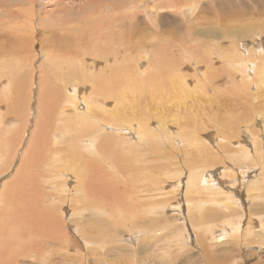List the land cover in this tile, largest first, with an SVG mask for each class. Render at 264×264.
<instances>
[{"label":"rangeland","instance_id":"rangeland-1","mask_svg":"<svg viewBox=\"0 0 264 264\" xmlns=\"http://www.w3.org/2000/svg\"><path fill=\"white\" fill-rule=\"evenodd\" d=\"M154 1L156 5L153 4ZM167 1L0 0V243L15 248L19 252L28 249L34 252L25 251L26 256L18 261L19 264H264V136L261 135V122L256 117V114L264 116L261 113L264 97L258 98L264 92V73L250 64L251 60L264 58L263 55L258 56L255 53L257 51L259 54L260 49L264 47V27L251 30L253 27L248 26L243 32H223L218 38H214L210 35L212 26L205 23L206 18H216L219 23L228 24L231 27H241L253 20L256 23H264V0H169L170 7ZM106 4H114V7H117L114 13L106 12V19H109L110 15L116 18L117 14L118 16L136 15L135 18H131L130 24L141 26L138 29L140 37H135L143 39V42L139 39L140 43L135 41V44H142L140 49L111 50L117 60L111 59L106 64L100 63L95 59V52L101 50L102 45L99 42H91L87 37L83 43L77 44L81 56L79 61L65 60L62 62L60 58H57L53 64L54 57L47 58L49 57L48 48L53 51L54 45L57 46L58 41L62 42L64 37L75 40V35L71 32L84 28L87 30L86 22L91 23L97 18L102 20L99 8H103ZM193 8L196 9L195 12ZM89 9L94 11L90 20L83 18L84 12ZM31 13L34 17L27 18ZM28 19H34L40 27H37L33 35L29 30L34 32V28H30L31 23L27 21ZM15 28L22 30L24 28L25 32L28 31L24 34L28 35L29 40L26 42L21 32ZM118 29L127 33L122 28ZM33 38L37 41H35L36 45L31 47ZM149 39L152 41L150 42ZM145 40L148 42L144 43ZM214 47L223 52L222 58L211 52L215 50ZM187 53L194 58L196 54L202 59L211 56L214 61L222 64L224 60L236 62V69L232 73L236 79L228 82L223 72L209 87L197 88L200 85L193 81L194 70L189 67L190 61ZM157 60L161 62L163 70L171 77L179 79L178 74L180 73L186 76L187 85L183 87L189 92H198V95L203 96L201 110L204 113H209V106H213L212 109L216 107V112L232 120V128L210 125L207 134H213L214 141L219 140L220 135H229L231 151L235 154H230L229 158L235 156L236 164L242 167L220 169V164L212 165V162L207 161L208 164L204 165V169H195L196 171L184 169L181 156H176V153L172 151L173 142L168 135L169 131L172 134L176 130L163 127L162 124L158 129L156 128L157 122L169 124L179 122L180 115L175 111L163 117L149 116L148 118V128L153 130L152 133L159 134V137L155 138L158 142L153 138L148 146L154 142L163 146V142H166L170 144V147L164 154L172 157L174 153L173 162L165 158L161 159L162 154L161 158L155 161V165H160L161 162L169 167V169H161L162 172L151 169L150 163L141 162L143 159L149 160L150 156L159 154L146 155L144 137L138 136L141 126L139 121L128 119L129 125L123 132L104 128L105 125L113 128L115 125L100 119L99 110H104L103 117L106 118L108 109L115 106L113 101L100 106L92 121L85 117L80 123L81 129L85 122L89 124V127L78 133L74 132L78 125L71 126L70 132L67 133L65 131L68 127L60 122L62 118L70 115L66 114L67 111L72 113L76 109L72 108L69 103L65 104L66 113L60 116L49 115L46 118H39L42 104H45V96L47 99L51 98L57 85L64 92L63 99L69 102L73 98L74 106L78 107L79 100H75L73 86L83 89V93L90 95L96 82L93 80L98 78L99 73L106 71L108 67L118 66L124 69L123 73L136 77L138 86L141 87L143 81L140 67L148 65L149 70L146 72L148 76L149 72L152 73L155 70ZM241 63H249L250 67L238 69L237 64ZM222 64L209 68V72L217 71ZM69 66L84 70L86 78L83 80L80 76L68 72ZM180 66L183 69L178 72L177 69ZM248 79L252 80L251 88H248L250 87L247 84ZM180 82L182 83V80ZM174 83H177V80ZM48 87L52 89L49 88L50 90L46 93ZM107 88L109 89V86ZM246 93L252 94L253 98L246 100L244 98ZM237 97L241 98L242 104L232 107ZM218 98L221 100L218 104L215 105L209 101L207 105L208 99L218 101ZM183 100L186 106L192 105L190 98L183 97ZM247 107L254 111L247 117H242V114L248 111ZM70 117L74 121H79L73 114ZM41 118L53 124L50 128L49 139L58 143L69 140L75 146L87 147L90 139L93 138L99 143L101 137L112 134V144L108 147L109 152L99 149L98 154H93L92 159L103 165V169H97L94 172L96 176L94 179H98L102 173H105L106 182L103 189L113 200V204L112 201L108 204L103 202V207L109 208L103 210L105 212H99L95 216L96 213L95 215L91 213L94 209L88 208L82 200L80 206L83 212L72 211L67 202L69 198L75 199V196L79 194L74 190L78 187L77 182L74 179L70 181L64 175H57L56 166L52 167L55 169H47L46 172L44 170L42 176L38 173V169L32 167L31 160L26 162L25 158L35 136L43 134L46 130V128H38ZM239 118L241 120H238ZM246 126H250L253 136H258V138L255 147L257 156L254 155L252 147H249L252 157L250 155L245 164L238 161L240 159L238 150L241 146L247 147V142L243 145V140L247 141ZM148 128L147 130L150 131ZM256 129L260 131V135L256 134ZM188 130L193 132L197 131V128L191 127ZM207 136L205 140L210 141ZM182 141L177 139L175 148L188 150L189 147L185 146ZM194 141H197L198 145H205L207 149L205 155L208 159L213 160L217 158L216 155L218 158H225L221 151L217 150L220 148L218 144L201 141L197 138V134ZM178 153L182 155L185 151L179 150ZM114 156L115 159H113ZM226 161L230 162L228 159ZM112 162H116V166ZM23 166H28L29 170L24 172L33 179V181L30 179L31 186L27 185L28 188L43 184L47 191L53 189L52 197L42 202L41 206L43 210L53 209L54 202L58 198L55 203V207L58 205V208L55 211L58 212L61 209V212H58V216H62L59 220L62 222L61 227L53 225V230L50 232L45 229L47 228L46 223L56 216L54 212L53 215H45L44 222L31 228L27 233L18 232L29 226L25 217L21 218L16 215L18 205H21L20 210L23 208L24 191L21 188H9V186L16 184L18 176L24 169ZM196 174L199 176L202 191L204 188L205 191L201 197L199 196L200 200L196 199L188 204L185 190L188 188L189 179ZM91 176L92 174L88 175L90 184L96 185ZM41 179L42 181H39ZM101 183L102 181L99 180V185ZM92 193L89 189L88 193L81 197L85 198ZM219 198L221 201H218ZM161 200L167 202L160 203ZM178 200L180 203L177 205ZM216 200L218 204L215 203ZM64 206L66 210L63 209ZM188 206L193 208L189 209ZM113 211L116 215L110 216ZM138 211L143 215L140 222H136ZM3 212L5 214L2 216ZM188 214L193 218L196 215L200 218L202 214H212L215 217L208 219L209 221L202 220L201 224L194 225ZM221 217L223 220L220 219ZM102 219H106L101 223L103 227H108L106 231L109 229L115 231L116 234L113 236L119 239L120 248L110 249L108 246L106 256L102 259L97 256L94 248H89L85 252L86 259H84L82 252L86 243L82 237L81 228L89 227L93 232V227L98 228L97 222ZM14 223L16 229L12 228ZM62 230L65 232L64 240L56 244L58 234ZM144 231L150 232L156 242L145 240ZM20 235L23 237L19 238ZM97 237L102 243L109 236L99 232ZM89 240L96 242V236H90ZM39 241L42 243L40 244ZM35 251L39 254L35 255ZM4 252L0 255V261L9 262L12 252Z\"/></svg>","mask_w":264,"mask_h":264},{"label":"bare ground","instance_id":"bare-ground-1","mask_svg":"<svg viewBox=\"0 0 264 264\" xmlns=\"http://www.w3.org/2000/svg\"><path fill=\"white\" fill-rule=\"evenodd\" d=\"M97 1H99V0H97ZM168 3L170 4L168 7H170L171 2H168ZM153 4L156 5L157 4L156 1H154ZM155 5H153V6H155ZM172 5H173V3H172ZM192 5H193V3H192ZM103 6H104L103 8H101V7L99 8V15L101 16L100 18H102L103 21L101 19L98 20V18H97L96 20H92L91 23L86 22V24L88 25V27L86 28L87 30H84L85 29L84 28L83 30L78 29V30H74L71 32V34L75 35V40L74 39H68L67 37H64V40L62 41L63 43L58 41V45L57 46L54 45L53 51H51L50 48H48L47 55L49 57H47V58L50 59L51 56H53L54 59L51 58L53 61V64H55V60L57 58H60L62 62L65 60H71V61L73 60L76 62L79 61L81 59V56H80L77 44L83 43V41L87 37L90 39L91 42H99L102 45V49L95 52V59L97 61H99L100 63L106 64L111 59L117 60L116 56L114 55V53L111 52V50L114 51V50H122V49H129V50L140 49V46L142 44H139L140 43L139 39H141V38L136 39L135 37H137V36L140 37V35L138 34V32H139L138 29L141 26H138V24H136L135 26L130 24L131 18H135L136 15L133 16V15L122 14V15L118 16V14H117L116 18L113 15H110L109 19L108 18L106 19V15H107L106 12L111 11L114 13L115 12L114 9H116L117 7L115 6L116 7L115 8L114 4H108V5L106 4ZM193 9H194L193 12H195L196 9L195 8H193ZM116 11L120 12L121 10H116ZM93 12L94 11L92 9H89L87 12L85 11L83 18L90 20V17L92 16ZM259 15H261V14H259ZM33 17H34V15L31 13L27 18H33ZM77 19H78V17H77ZM77 19H68V20H77ZM79 20H80V17H79ZM137 20H139V19L137 18ZM27 21H29L31 23L30 28H32V27L34 28V32L29 30L30 33L33 35L34 33H36L37 27L38 28H40V27L38 26V23H36V21L34 19H28ZM205 23L207 25L212 26L210 35H211V37H214V38H218L221 35V33H223V32H233V33L243 32L245 30V28H247L248 26L253 27V28H251V30L254 28H257V27H261V28L264 27L263 22L262 23H256V22H254V20L251 23H245V25H243L241 27H231L228 24H221L217 21L216 18H206ZM49 28L51 29V27H49ZM118 28H122V29L126 30L127 33H123L121 31H119ZM15 29H17L21 32V35L23 36V39H25V41L29 40L28 35H25L26 33H28V31L25 32L24 28H23V30L21 28H15ZM254 34H256V33H254ZM134 39H136V40H134ZM141 40L143 42V39H141ZM35 41H37L36 38H33L31 41L32 44L30 45L31 47L36 45ZM135 41H138L139 43L135 44ZM146 41L147 40H145L144 43ZM151 41L152 40H150V42ZM148 44H150V43H148ZM143 45H145V44H143ZM149 46H151V45H149ZM214 48H215V50H211V52L217 54V56L222 58L223 52L218 50L216 47H214ZM259 52L260 53L257 54L258 52L256 51L255 52L256 55H258V56L263 55L264 56V47H262ZM156 53H157V51H156ZM187 56L189 57L188 59L190 61L189 67L194 70L193 81L200 85V86H197V88L202 89L204 87H209L210 84L212 82H214L216 80V78L220 74H222L223 72H225L226 80L228 82H232L233 79L234 80L236 79V77H234L232 74L233 71L236 69V66H235L236 62H234V61L224 60L223 61L224 64H222V63H218V62L214 61V58L211 56L206 57V59H202L197 54L195 56L196 58H194L192 55H190L188 53H187ZM214 57L216 58V56H214ZM49 62H50V60H49ZM216 64H222V66L217 71H215L213 73L209 72V68L215 67ZM250 64H252L253 67L258 68L259 70L263 71V73H264V58L251 60ZM250 64L249 63H241V64H237V67H238V69H241L243 67H250ZM182 69H183V67L180 66V67H178L177 71L180 72ZM67 70H68V72L72 73L73 75L80 76V78L83 80H84V78H86V75L84 74L85 72L82 69H77V68H73L72 66H69ZM148 70H149L148 65L140 67V73L142 75L141 78H142L143 84L141 87H139L137 78L132 76V75L123 73V71H124L123 68L120 69L118 66L108 67L106 71H102L99 73V76L96 80L92 79L93 81H96V82L94 83L93 90L90 93V95H89V93H86V92L83 93L84 92L83 89H80L77 86L72 87L74 90L73 95L75 97V100L76 101L79 100V102L77 103L78 107L74 106L73 98L69 102H67L63 99L64 92H62L61 87L59 85H57L58 90L56 88H54L53 91L55 93H53L51 91L52 92L51 98L47 99V97L45 96V104H42L41 111L39 112V118L40 117L46 118L49 115L50 116H60L63 113H66V110H64L66 108L65 104L69 103L72 108H76V109L74 111H72V113H68V111H67L66 114L75 115V117L77 119H79V121H74L70 117V115H68V116H65L64 118H62L60 120V122H62L63 125H66L68 127V130L65 131L67 133L70 132L71 126L78 125V128H76L74 130L75 133H78L80 130H82L86 127H89V124L85 122L84 126L81 129L80 123L83 119H85V117H88L90 119V121H92V118L96 115L100 106H104L105 104L113 101L115 106L112 109H108V115L106 116V118L103 117L104 110L103 109L99 110V114L101 116L100 119L106 121L107 123H111V124L115 125L114 128L111 126H108V125H105L104 128L105 129H113L115 131L123 132L125 130V127H128V125H129L128 119L131 118L134 121H139L141 126H140V129L138 130V132H139L138 136L142 135V137H144V142H145L146 150H147L146 155H151L153 153L159 154V155L150 156L149 160L147 158L143 159L141 162L144 164L150 163L151 169H154L157 172H162L161 169H169V167L166 166V164H164V163L161 164V162L159 163L160 165H155V161L157 159H159V157L161 158L160 155L162 154L163 158H161V159L165 158V159L173 162L172 158L174 156V153L172 152L173 153L172 157H171V155L167 156L166 154H164L167 152V148L170 147V144H168L166 142H163V146H161L160 143L157 144L155 142L152 143L151 146H148L150 144L151 139L153 140V138H154V141H157L155 138L159 137V134L152 133L153 130L148 128V126H147L148 118H149V116L163 117L164 115H168V114L175 111V113L180 115L179 122L170 123V124L166 123V122H157L156 128L158 129V127H160V125L162 124L163 127H168L169 129L176 130V132H174L172 134L170 131L168 132V135L170 136V140L173 142V144L171 146V148L173 150L172 149L171 150L176 153V156H178V157L181 156L182 164H183V165L182 164L181 165L184 166V169H189V171L190 170L194 171L195 169H204L205 168L204 165L206 166L208 164L207 161L212 162V165L220 164V169L222 168V169L227 170L228 168L229 169H235L236 167H242V165L236 164L235 161H237V160H236L235 156L229 158L230 154L235 155L234 152L231 151V146H230L231 137L229 135H225V136L220 135L219 140L216 139L214 141L215 136L213 134H210V135L207 134V129H209L210 125H217L220 127L232 128L233 127L232 120L230 118L220 114L219 112H216L217 109H216V107H215V109H212L213 106L212 107L209 106V108H208L209 113H204L201 110V103L203 102V96L198 95L199 94L198 92H189V91L185 90L184 87L187 85V79H186V76L182 75L181 73L178 74L179 79H177L176 77H171L169 74H167L163 70V68L161 66V62L159 60L156 61L155 70L152 73L149 72L148 76H146V72ZM247 70H248V68H247ZM251 73H252V71H251ZM246 76L249 77V75H246ZM68 78H70V77H68ZM176 80H177V83H174V81H176ZM180 80H182V83L180 82ZM247 84L250 85V87H248V88H251L252 87V85H251L252 80L248 79ZM263 84H264V82H263ZM108 86H109V89L107 88ZM49 88L52 89V87H48L46 90V93L50 90ZM106 92H108L107 95H106ZM183 97L190 98L192 100V105L190 107L186 106V103L183 100ZM261 97H264V92L261 93V96H258V98H261ZM244 98L246 100H251L253 98V95L250 93H246L244 95ZM209 101L213 102V104L216 105V103L218 104L221 100L219 98H218V101H217V99H216V101H213L212 99H208L207 105H208ZM241 104H242L241 98L237 97V100L235 101V104H232V107L233 106H239ZM247 109H248V111L245 114H242V117H247L250 113H252L254 111V109H252L250 107H247ZM261 113L264 114V105L261 106ZM171 117H173V114H171ZM256 117L259 119V122H261V126H260L261 135L264 136V116L261 114H256ZM42 118H41V121L39 122L40 125L38 126V128L39 129H45L46 128V130H45V132H43L44 135L41 134V135L35 136L33 143L30 147L29 153L27 154V156L25 158L26 162H30V160H31L33 162L32 167L34 169H38V173H40L42 176H43L44 170L46 172L47 169L52 170V169H55L52 167L56 166V170L58 171V172H56L57 175H59V174L64 175L68 179H70V181H71V179H74L77 182L78 187L74 190L77 194L78 193L79 194L77 196H75V199L69 198L68 199L69 201L67 202V204H69L70 207L72 208V211L75 210V212H79V211L83 212V210L80 206V203L82 200L88 208L94 209L91 213H93L94 215L96 213L95 216H97V213H99V212H105L103 210L109 209V208L103 207V202L108 204L110 201H112V204H113V200H112V198H110V195L108 194V192L103 189L105 186V182H106L105 173H102L98 179H94V178H96L94 172L97 169H103V165L100 164L99 162H97V163L94 162L92 159H93V154L97 155L99 152V149H101L102 151L107 150L109 152L108 147H109V145L112 144V134L105 135V136L101 137V140L99 141V143L97 142V140H95L93 138L90 139L87 147L75 146L69 140H65L61 143H58L57 141H51L49 139L50 128L52 127L53 124L47 123ZM238 120H241V118H239ZM45 122H46V125H45ZM255 126H257V125H255ZM191 127H196L197 131L190 132L188 130V128H191ZM246 127H247V129L245 132H246V136H247V141L244 139L243 145H244V142H247V147L240 145L241 147L238 150V152L240 153V159H238V161H242L245 164L249 160L250 155H251L250 151H249V147H252V150L254 151V155L257 156V151H256L255 147H256V140L258 138V136H255V137L253 136V134H252L253 130L250 126H246ZM147 128L150 131H148ZM131 132H133V131H131ZM259 132L260 131L256 129L257 135H260ZM57 134H59V133L57 132ZM196 134H197V138L201 141L211 142V143L213 142L214 145L218 144L220 148L217 150L221 151V154L225 158H221V157L218 158V156L216 155L217 158H215L213 160L208 159L207 156L205 155V152L207 151L205 145L204 144L198 145L197 141H194V137ZM205 136H207V138L210 139V141L205 140ZM243 138H245V136ZM177 139L183 140L182 143L185 146L189 147V149L188 150L185 148L176 149L175 143L177 142ZM74 140H76V139H74ZM179 150H184L185 153L180 155L178 153ZM219 151H218V153H219ZM251 157H252V155H251ZM113 159H115V156L113 157ZM226 159H228L230 162L226 161ZM112 164H114L116 166V162L115 163L112 162ZM185 165H187V167H185ZM60 166H61V168H60ZM199 166H201V167H199ZM27 167L28 166H23L24 169H23L22 173H20V176H18L19 178H18L16 184L9 186V188H21L22 191H24L23 192L24 204L22 206L23 208H22V210H20L19 207L21 205H18L16 215L18 217L20 216L21 218L25 217V219L28 221L29 226H27L26 229H23V230L20 229L18 232L19 233L20 232L27 233L31 228H35L38 224H40L41 222H44L43 217L45 215H53L54 212H55L56 216L52 218V221H49L46 223L47 228H45V229L47 230V232H50L51 230H53V225L61 227L62 222H60L59 220L62 218V216H60V215L58 216V212L61 209L58 212L55 211V209L58 208V205H57V207H55V203H56L58 198L54 202L53 209L43 210V208L41 206L42 202H44V201H46L52 197L53 189H50L51 191H47L45 189V185H43V184L42 185L36 184L32 188H28L27 185H29L31 180L33 181V179H31V176L29 174L24 172L25 170H29ZM206 168H208V167H206ZM214 168H215V166H214ZM41 169H43V170H41ZM199 171H201V170H199ZM222 172L223 171H221V173ZM191 173H195V172H191ZM89 174H92L91 177H92V179H94V182L96 185L90 184L89 179H88ZM258 177H259V175H258ZM43 178H45V176ZM99 180L102 181V183L100 185H99ZM189 180L190 181L188 182V188H187V190H185L186 191L185 196L187 198L186 202H188V204L190 203V201H193L196 199L200 200L199 198L201 197V195L205 191V188L202 191V188L199 185L200 181H199V176L197 174L195 176H192L191 179H189ZM39 181H42V179ZM45 182H47V181H45ZM219 182H220V180H219ZM48 185H50V183ZM25 186H26V188H25ZM30 186H31V184H30ZM51 186H52V183H51ZM68 186H70V185H68ZM46 187H47V185H46ZM89 189H91V191L93 193L89 194L88 196L83 198L84 195H86L88 193ZM189 190H192V191H189ZM211 194L216 195L213 193H211ZM81 196H83V197H81ZM225 198H227V196ZM212 199L214 200V198H212ZM218 201H221L220 198L218 199ZM218 201L216 200L215 203L218 204ZM161 202H167V201L161 200L160 203ZM179 203L180 202L178 200L177 205ZM200 203H201V201H200ZM235 203H237V202H235ZM190 208L192 209L193 207L190 206L189 209ZM63 209L66 210V206H64ZM189 209H187V210H189ZM132 211H134V210L132 209ZM204 211L207 212L208 210H204ZM63 213H64V211H63ZM179 213L180 214L182 213L181 209L179 210ZM195 213H197V212L195 211ZM209 213H210V211H209ZM4 214L5 213L3 212L1 215L3 216ZM93 214L91 216H93ZM197 214H201V213L198 212ZM205 214H207V213H205ZM237 214H239V213H237ZM115 215H116L115 211H113L112 215L110 214V216H115ZM221 215H219V216H221ZM240 215H241V213L239 214V216ZM14 217H15V215H14ZM188 217L192 219V224L195 225L196 223L201 224L202 220L203 221H209L208 219L214 218L215 216L213 217L212 214H209V215H203L202 214L201 216H199L200 218H197V215H196V217L193 218V217H190V214H188ZM222 217L220 219H222ZM142 219H143V215H141L138 211L136 222H140ZM218 219H219V217H218ZM225 219H224V221L226 222ZM105 220L106 219H102V220L98 221L97 222L98 228H97V226L93 227L94 228L93 232L90 230L91 228H89V227L81 228L82 237L84 238L85 243H86L85 247H87V248H85V247L83 248L82 253H83L84 259H86L85 258V252L89 248H94L95 252L97 253V256L101 257L100 259H102L106 256L108 246H109L108 248H110V249L111 248L112 249L120 248L119 239L116 236H113L116 234L115 231L111 230V229H109V231H106V229L108 227L107 228L103 227L104 225L101 224ZM22 225H24V224H22ZM237 226H239V224H237ZM12 228H15V229L17 228L15 223L13 224ZM133 228L135 230L137 229L135 227H133ZM10 230H11L10 233H12V229H10ZM18 232H17V234H19ZM99 232L103 233V235L109 236L102 243H100L101 239L99 237H97ZM144 234L146 237V239L144 238L145 240H151V242L153 240L154 242H156V240L153 239V236L150 232L144 231ZM64 235H65V232L63 230L59 232L57 240H56V244H60L64 240ZM204 235H206V234H204ZM90 236H96V242L90 241L89 240ZM22 237H23V235L19 236V238H22ZM202 237H205V236H202ZM130 239H132V238H130ZM151 242H150V244H151ZM39 243L41 244L42 241H39ZM18 245H16V246H18ZM0 250H3L0 252V255L4 254L5 253L4 251L12 252L10 261L9 262L0 261V264H19L18 261L20 259H23L26 256L25 251L34 253L30 249L19 252L18 250H15V248H12V247L5 245L3 243H0ZM36 254H39L38 251H35V255ZM166 258H167V255H166ZM125 260H126V257H125ZM128 262L129 261H127V263ZM215 262L217 263V261H215ZM213 264H215V263H213Z\"/></svg>","mask_w":264,"mask_h":264}]
</instances>
